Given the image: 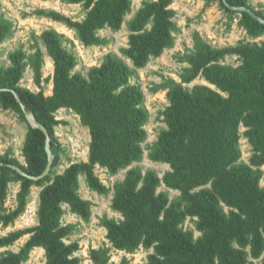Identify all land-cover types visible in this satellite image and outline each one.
Instances as JSON below:
<instances>
[{
  "label": "trees",
  "instance_id": "trees-1",
  "mask_svg": "<svg viewBox=\"0 0 264 264\" xmlns=\"http://www.w3.org/2000/svg\"><path fill=\"white\" fill-rule=\"evenodd\" d=\"M82 3L86 16L75 21L55 10L37 14L63 22L74 29L87 46L105 45L108 39L99 31L121 29L132 0H70ZM174 0H151L143 3L129 22L128 47L123 49L137 68L145 67L151 57L160 56L173 47L176 11ZM238 13L239 24L249 36L264 35V23L246 12ZM232 5L247 6L264 18L248 0H228ZM13 28L12 21L0 18V43ZM41 41L54 65L51 95L34 92L21 85L25 69L31 66L35 83L42 88L44 52L40 47L30 55L23 49L10 54V66L0 67V107L13 111L26 122L23 164L11 150L0 153V223L7 227L22 216L33 186L41 188L37 209L38 223L0 236V248L13 245L24 235L27 241L17 250L0 254V264H23L39 247L45 251L44 264H81L78 241L67 242L75 224H64V206L84 221L92 216L93 203L80 193L81 178L98 193L110 191L96 167L112 175L127 169L122 181L114 185L112 208L122 215L117 220L107 215L100 219L106 229L108 244L89 249L93 264H110L113 250L135 253L141 247L152 249L142 264H264V45L241 42L235 46L215 47L203 36L193 33V47L179 59L188 63L180 75L181 82L163 77L153 91L167 89L169 104L162 111L167 125L150 145L149 157L170 165L162 177L155 170L145 172L132 166L143 159L148 132L149 112L144 107V92L131 82L134 70L115 54L89 69L87 75L74 72L77 57L64 46V38L54 29L41 34ZM236 55V66L223 63ZM203 78L207 84L192 88L185 84ZM11 90L17 91L27 110L47 128L54 155L52 169L45 178L32 180L7 164L20 166L28 174L40 175L48 163L46 136L27 122ZM75 112L90 135L88 159L74 162L62 172L63 148L56 135L62 122L56 113L62 109ZM252 146L249 163L241 161V127ZM19 182L16 206L7 210L5 203L10 184ZM180 192L171 199L161 184ZM188 218L193 230L184 229ZM124 256L117 264H130Z\"/></svg>",
  "mask_w": 264,
  "mask_h": 264
},
{
  "label": "rangeland",
  "instance_id": "rangeland-1",
  "mask_svg": "<svg viewBox=\"0 0 264 264\" xmlns=\"http://www.w3.org/2000/svg\"><path fill=\"white\" fill-rule=\"evenodd\" d=\"M146 1L151 0H132L131 9L125 15L120 30L113 31L110 28H105L99 31L102 37L108 39L105 45L87 46L79 40L74 29L63 22L37 14L39 10H55L75 21H81L86 16V9L82 3H73L70 0H0V18L8 19L13 23L11 34L0 43V67L10 66V54L17 49H23L26 52V60L28 61L30 55L40 47L44 52L42 88L35 83L34 72L30 65L25 69L21 85L34 92H39L43 89L46 95H51L53 83L50 78L53 75L54 65L41 41V34L47 29H54L60 33L64 38V46L77 57V65L74 72L87 75L89 69L99 65L107 54L112 53L118 56L134 70L131 82L141 87L145 95L144 107L149 112L148 122L145 125L148 136L142 144L144 147L143 159L135 162L132 166H138L144 172L148 169L155 170L162 177L171 169L170 165L153 161L149 157L148 147L157 140L159 133L167 128L161 113L169 104V101L167 99V89H160L154 92L152 90L153 87L162 83L163 77L173 78L177 82H181L180 75L188 63L181 61L179 56L185 54L188 49L193 47V33L195 31H198L211 45L219 48L235 46L241 42H257L264 45V35L257 38L249 36L239 24V14L226 12L219 3L207 4L204 0H174L171 5L176 11L174 21L177 24V30L174 32V46L165 49L158 57H151L145 67L137 68L125 56L123 49L128 47L129 43L130 30L128 24ZM248 2L255 9L264 12V0H248ZM223 63L236 66L240 63V58L236 55H228ZM196 84H207V82L199 77L194 82L184 86L192 88ZM56 116L62 121L56 127V135L63 148L61 163L57 171L62 172L70 164L88 159L90 135L88 128L82 125L79 116L72 110L62 108L56 113ZM245 130L246 128L242 126V137L240 140L241 161L249 163L253 150L248 139L244 136ZM26 132V122L21 121L15 112L0 107L1 154L11 150L13 155L25 164L22 148ZM262 169L263 178L261 184L264 186V166H262ZM127 170L128 168L122 169L117 174L112 175L107 169L96 167V173L110 189L106 194L90 189L84 178H81L79 193L84 199H88L93 203L90 221H84L72 213L68 206H64L66 212L63 216V223H72L76 226L67 242L78 241L80 243L81 249L77 254L83 258L81 264H93L89 259L88 252L90 248H98L109 243L106 238L107 231L100 224V219L105 215L117 220L122 219V215L112 208V199L114 196V185L124 179ZM19 187V182L10 184L5 203L7 210L16 206V194ZM40 191V187H32L25 213L7 227L0 223V236L16 229L32 227L38 223L37 209ZM159 191L167 192L171 199L180 196L178 190L170 189L164 183L161 184ZM183 228L193 230L196 238L201 235L196 229L194 219L188 218L183 224ZM28 238L29 235H24L13 245L0 248V254L5 250L17 251ZM151 252L152 249L148 250L143 247L133 254L113 250L110 264L119 263L124 256H128L131 259L130 264H142L147 261V256ZM45 261V251L43 248L37 247L31 252L29 260L23 264H44ZM255 264H258V261H255Z\"/></svg>",
  "mask_w": 264,
  "mask_h": 264
},
{
  "label": "water",
  "instance_id": "water-1",
  "mask_svg": "<svg viewBox=\"0 0 264 264\" xmlns=\"http://www.w3.org/2000/svg\"><path fill=\"white\" fill-rule=\"evenodd\" d=\"M224 5L232 10V11H235V12H246L248 14H250L252 17H254L255 19L259 20L261 23H264V18L262 16H260L256 11H254L253 9L247 7V6H236V5H232L230 2H228V0H222ZM1 90H10L8 88H0V91ZM12 93L15 95L18 103L20 104L24 114H25V117L27 119V122L31 125L32 128H36V129H39L41 130L45 136H46V151H47V154H48V163L45 167V169L43 170V172L38 175V176H33V175H30L28 174L25 170H23V168H21L20 166H17L15 164H7L8 167L14 169L15 171H17L19 174H21L22 176H26L32 180H40V179H43L45 178L47 175H49L51 169H52V165H53V162H54V155L51 151V144H50V141H51V137H50V134L47 130V128L45 127L44 124H42L38 119H36L34 117L33 114H31L27 108L25 107L20 95L17 93V91L15 90H11ZM0 165L3 166L5 165L4 162L0 161Z\"/></svg>",
  "mask_w": 264,
  "mask_h": 264
}]
</instances>
